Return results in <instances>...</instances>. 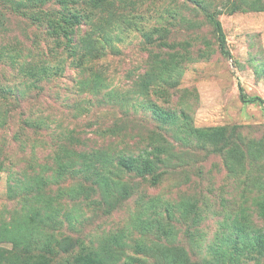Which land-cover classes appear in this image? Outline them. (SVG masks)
<instances>
[{"label": "rangeland", "instance_id": "1", "mask_svg": "<svg viewBox=\"0 0 264 264\" xmlns=\"http://www.w3.org/2000/svg\"><path fill=\"white\" fill-rule=\"evenodd\" d=\"M18 1L0 0V85L13 93L0 92V231L34 230L28 211L36 193L26 184L34 172L52 175L59 142L74 147V135L78 152L107 148L99 132L117 123L129 135L119 145L137 146L136 154L146 145L175 149L167 163L172 168L157 186L116 174L136 194L120 203L119 191L105 195L83 179L51 178L43 196L56 198V207L61 202L55 218L63 226L43 230L41 242L51 240L55 264L69 256L57 246L66 236L84 244L82 255L99 254L107 264L129 258L127 264H264V103L248 102L264 101V0L119 1L114 19L124 31L106 57L91 64L107 76L98 92L82 91L78 71L69 67L38 88L20 82L6 58L12 44L29 39L23 55L38 51L35 25L14 6ZM213 12L226 39L224 54L207 20ZM36 42L44 53L56 50L54 42ZM90 75L82 76L90 81ZM30 122L39 127L29 128ZM188 124L224 132L206 143L189 140ZM74 187H87L86 195L72 201L58 189ZM109 206L115 207L108 216ZM238 216L242 232H235ZM142 223L149 225L144 233ZM114 236L120 245L111 242ZM41 242L35 253L43 252ZM11 249L10 241H0V251Z\"/></svg>", "mask_w": 264, "mask_h": 264}, {"label": "trees", "instance_id": "2", "mask_svg": "<svg viewBox=\"0 0 264 264\" xmlns=\"http://www.w3.org/2000/svg\"><path fill=\"white\" fill-rule=\"evenodd\" d=\"M119 1L124 3L130 2V0H20L16 2L14 6L23 12L24 17L31 21L32 26L35 25L33 28L35 31V40L38 41L41 39L47 46L54 42L56 47L55 51L51 49L50 53H44L40 44L32 41L33 46L38 51V55L37 57H29L28 54L23 55L29 39L22 40V38H19V40H16L12 44L6 58L12 68L19 70V75L21 74L23 79L20 82L25 84L28 89H31V86L38 88L41 87L39 85L44 81H49L56 76L68 74L67 67H69L70 69H76L78 71L77 73L80 76L78 85L82 91L91 88V90L98 92L101 85L99 83L106 80L104 78H107V76L103 71H100V68L94 69L92 65L98 63L100 58L106 57V48L113 47V43L118 39V33L124 31L121 28L122 25L114 19L115 6H117ZM23 9H26V12L30 9L31 11L30 13H26ZM238 9H241V7L234 6V11ZM217 15L218 13L213 12L207 13L206 16L209 24L214 28L218 36L219 47L224 54L226 53L227 43ZM96 52L98 56L92 58L90 55ZM0 57H3L2 54ZM48 57L55 61L54 65H49ZM86 71L91 73L90 81L82 76ZM3 88L0 85L1 93L13 94L11 88ZM15 91L17 92V90ZM248 102L264 103L260 97L252 98ZM150 108L154 110L153 113L156 116L159 115V118L163 117V111L158 110V108L156 109V107ZM169 115L171 114H166V116ZM170 118L175 119L176 117L173 115ZM185 120L187 121V118ZM30 124L31 127L29 128L34 129L39 127L37 122H30ZM116 124L112 127L101 129L99 132V136L106 138L108 142L107 148H94L95 150L89 153L78 152L74 148L81 144V141L75 138L72 135L74 133L71 132L73 137L69 136V141L76 144L73 147L71 143L59 142L60 149L51 157L53 162V166L51 167L52 175L42 174V171L34 172V176L30 178L31 181L26 184V190L30 194L36 193V195L34 194L32 196L34 199H31V202H34V204L29 205L28 211L32 213L31 218L34 222V230L28 231L32 234L26 230L19 233L15 231V227H6L1 230L0 241H10L13 244V249L10 251H0V264H55L53 258L49 256L55 252L51 248V240L49 243L47 241L41 242L43 230L50 227L49 229L58 231V228L63 226L55 218V215L58 213V209L56 210V208L61 205V202L56 207V198L43 196L45 193L44 188L51 182V178L52 180L55 179L54 182L57 180L60 182L67 176L78 180L83 179L86 182L98 186L99 189L101 188L105 192V195L109 191H119L121 193L116 198L117 203L131 199L136 195L133 196L134 190H132L133 188L131 186L114 179L118 173H132L138 176L143 182L150 183L153 186L161 183L164 176L172 168L168 167L167 163L171 160V157H174L175 149L171 150L169 148L167 150V148H155L151 145H146L143 150L136 154L137 146L121 147L119 145L129 135L126 129ZM186 132L189 140L195 137L201 142L206 143L212 137L211 140L213 141L216 132L224 131L222 129H196L188 124ZM134 142L136 143L137 141ZM35 169L36 167H32L33 171ZM47 169H49L48 166ZM120 183L123 185L121 186ZM86 188L74 187L70 189H58L60 192L66 193L74 201L80 196L86 195ZM145 198H150V195H143L141 197L143 200ZM140 202L139 204L141 205ZM114 207L109 206L110 209L106 211L108 216L112 214L111 209ZM260 216L264 218V209L260 213ZM240 217L238 216L237 220H235V232L243 231V226L238 221ZM148 226L142 223L140 225V231L144 233L149 230ZM263 236H259V238L261 239ZM119 239L120 237L114 236L111 242L115 245H120ZM38 242H41L40 244L43 245V252L35 253ZM72 242L68 236L63 237L61 241H57V246L61 250H64L66 255H69V258L67 257V259L59 264H107L105 258L99 257V254L82 255L86 249L84 244L80 241H77L75 244ZM132 260V258H129L126 264Z\"/></svg>", "mask_w": 264, "mask_h": 264}]
</instances>
